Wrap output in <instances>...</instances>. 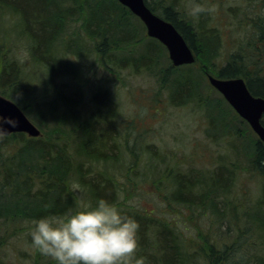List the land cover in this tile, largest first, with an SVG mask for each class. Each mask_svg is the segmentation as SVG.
Listing matches in <instances>:
<instances>
[{
	"label": "trees",
	"instance_id": "obj_1",
	"mask_svg": "<svg viewBox=\"0 0 264 264\" xmlns=\"http://www.w3.org/2000/svg\"><path fill=\"white\" fill-rule=\"evenodd\" d=\"M173 2L175 0H144L154 14L176 28L195 56L191 65L175 68L170 65L161 71V76L158 74L160 87L170 90L171 103L204 107L206 98L198 93L199 87L215 91L207 80L201 82L192 78L194 67L203 77L242 78L253 96L264 98V22L253 25L255 40L246 52L242 53V48L238 47L221 60L220 31L209 26L207 18L196 23L191 21ZM0 9L16 19L18 35L27 41L31 62L46 73L43 88L37 91L21 65L0 51V95L12 99L23 111L35 107L50 119L54 116L58 119L57 127L48 138L41 131L37 138L23 133L0 135L1 247L5 244L4 237L17 230L16 235L25 232L24 240L30 243L26 228L32 218L59 215L78 208L77 185L93 204L99 197L117 203L121 189L118 180L113 174L100 170L99 165L114 161L121 139L132 157V163L125 170H132L135 176V159L143 136L127 132L120 135L116 105L110 104L107 92L99 86L90 92L89 79L87 82L83 78L90 73L85 69L86 59L73 49L82 44L67 41L71 25L80 22L83 32L93 41L94 53L101 64H113L118 70L129 68L133 74L158 70L160 53L165 48L154 39L139 38L144 26L117 0H0ZM136 44L144 47L137 56L116 57L130 45L135 48ZM74 55H78L80 63L72 61ZM181 68L188 71L168 78L169 71ZM61 79L73 83L70 95L55 88ZM212 115L209 114L208 125L214 128ZM128 135L132 136L131 148L127 143ZM233 149V159L219 155L203 172L191 168L183 170L180 166L179 169L166 165L164 169L170 179L164 187L170 190L168 199L189 212L213 215L218 226L226 223L230 241H219L201 231L195 235L198 239L193 241L190 237L188 241L183 239L180 230L178 233L175 230L178 217L167 222L130 207L131 211L124 212L139 222L137 254L147 256V264H264V145L257 138L245 143V166L239 160L242 150L235 145ZM242 168L260 179L259 195L251 204L243 192L237 197L234 188ZM17 223H21L19 228H15ZM41 259L37 251L31 264H41ZM0 264L8 263L0 260ZM45 264H55V261Z\"/></svg>",
	"mask_w": 264,
	"mask_h": 264
},
{
	"label": "rangeland",
	"instance_id": "obj_2",
	"mask_svg": "<svg viewBox=\"0 0 264 264\" xmlns=\"http://www.w3.org/2000/svg\"><path fill=\"white\" fill-rule=\"evenodd\" d=\"M199 2L205 5L206 10L198 17H193L189 13L193 0H175L173 3L191 21L196 23L201 18L204 20L207 18L208 25L220 31L223 38L221 60L226 55L237 51L238 47L239 50L240 47L242 48V53L246 52L248 46L255 40L252 36L254 34L253 25L255 22H264V0H199ZM15 22L16 19L10 13L0 9V51L21 65V70L28 75L30 83L39 91L43 88L41 86L46 73L31 62L27 41L18 35L19 27ZM67 32L69 43L82 44L80 48L73 47V49H76L77 54H81L86 59L85 69L90 73L83 78L87 82L89 79L90 92L95 91L99 86L107 92V96L111 99L110 104L116 105V123L119 134L140 133L143 136L140 148L137 149L135 176L132 170H125L132 163V157L123 147V139L120 141L119 150H115L114 161L103 162L99 165L100 170L113 174L115 180H118L119 187L123 189L119 190L117 196V204L120 208L123 211H129L130 207L136 211H145L150 217L167 222L171 218L178 217L179 223L175 230L177 233L180 230L183 239L187 238L186 240L190 237L193 241L195 238L198 239L195 235L201 231L209 233L210 237L219 241L229 242L226 223L218 226L214 223L213 215L204 216L197 211L189 212L168 199L170 190L164 187L170 179L164 169L167 165L168 168L178 166L183 170L191 168L194 171L200 169L203 172L207 166L219 159V155H228L233 159L235 152L233 145L242 150H240L239 160L241 165L245 166L246 159L243 154L245 143L248 141L251 143L257 138L254 133L229 107L221 95L216 91H211L208 86V88L199 87L198 89V93L206 98L204 107L194 103L173 105L169 98L170 90L160 87L158 82L160 80L158 74L161 76V71L171 65L166 50L160 53L162 56H160L158 70L153 73L133 74L129 68L118 70L113 64L107 66L105 62L101 64L94 53L93 41L83 32L79 21L74 22ZM138 36L143 40L148 38L145 28L143 31L141 29ZM141 44L143 45L144 42L141 41ZM258 44L259 42L256 43ZM140 48L144 47L136 44L134 48L130 45L126 50L116 54V57L130 59L133 55L137 56ZM78 55L72 57L75 63H80ZM172 68L175 67L172 66ZM194 68V72H191L192 78L205 82L207 78L200 76L196 71L197 68ZM186 71L188 70L185 68H181L180 71L171 70L168 78H175ZM55 85V88L62 89L66 95L72 92L69 88L73 86V83L67 79H61ZM23 112L47 138L52 135L55 130L53 128L58 125L56 116H54L55 120L50 119L43 110L40 112L35 107ZM209 114L210 116L213 114L212 120L215 123L213 129L208 125ZM68 127H70L69 124ZM228 132L231 135H228ZM126 138L131 148L132 136L128 135ZM259 181V177L245 172L242 168L234 185L238 192L237 197H241L243 192L245 196H248L250 199L248 202L251 204L259 195ZM75 190L79 196V203L82 197L87 200L84 190L81 191L77 186ZM20 225L21 223H17L15 228H19ZM16 232L18 230L4 237L5 244L0 247V260L8 264H31L37 250L24 240L25 232L18 235ZM196 241L201 243V240ZM2 242L3 238L0 244ZM191 245L194 247L195 243L192 242ZM149 250L151 251V248ZM41 256L43 257L41 264L54 262L49 257L42 254Z\"/></svg>",
	"mask_w": 264,
	"mask_h": 264
},
{
	"label": "clouds",
	"instance_id": "obj_3",
	"mask_svg": "<svg viewBox=\"0 0 264 264\" xmlns=\"http://www.w3.org/2000/svg\"><path fill=\"white\" fill-rule=\"evenodd\" d=\"M205 10L193 0L189 13L198 17ZM4 122L16 123L0 115V133ZM139 227L117 203L99 197L93 204L82 197L75 210L32 218L26 231L30 244L55 264H147L148 257L137 254Z\"/></svg>",
	"mask_w": 264,
	"mask_h": 264
},
{
	"label": "water",
	"instance_id": "obj_4",
	"mask_svg": "<svg viewBox=\"0 0 264 264\" xmlns=\"http://www.w3.org/2000/svg\"><path fill=\"white\" fill-rule=\"evenodd\" d=\"M126 7L146 29L149 38L157 40L167 50L171 65L179 67L194 63L195 56L184 41L182 35L168 21L154 14L144 3V0H117ZM207 80L235 113L245 120L258 140L264 145V98L253 96L242 78L221 79L207 75ZM0 115L15 119V124L4 122V132L7 136L13 133H23L30 138L40 136L39 129L25 116L23 111L10 99L0 95Z\"/></svg>",
	"mask_w": 264,
	"mask_h": 264
}]
</instances>
